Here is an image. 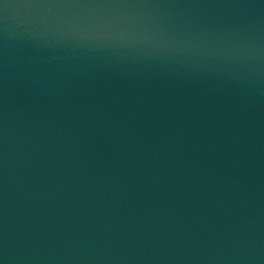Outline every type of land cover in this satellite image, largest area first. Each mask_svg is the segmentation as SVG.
<instances>
[{
	"label": "water",
	"instance_id": "obj_1",
	"mask_svg": "<svg viewBox=\"0 0 264 264\" xmlns=\"http://www.w3.org/2000/svg\"><path fill=\"white\" fill-rule=\"evenodd\" d=\"M0 264H264V0H0Z\"/></svg>",
	"mask_w": 264,
	"mask_h": 264
}]
</instances>
